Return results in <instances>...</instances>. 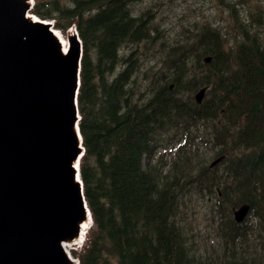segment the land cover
Here are the masks:
<instances>
[{
	"label": "trees",
	"instance_id": "trees-1",
	"mask_svg": "<svg viewBox=\"0 0 264 264\" xmlns=\"http://www.w3.org/2000/svg\"><path fill=\"white\" fill-rule=\"evenodd\" d=\"M130 1L36 0L33 8L42 18L55 19L56 27L63 30L77 25L83 41L81 132L90 142L89 150H97L107 159L97 169V192L88 193L94 226L79 254L81 264H264V46L259 44L264 42V25L249 20L251 39L241 41L238 48L223 38L220 28L209 25L186 30L172 47L171 61L189 62L192 67V59L200 64L203 57H212L216 80L199 76L190 88L210 86L207 101L216 105L206 115L220 122L213 135L215 142L211 138L205 144L215 145L218 139L221 146L209 150L210 154L229 155L209 167L201 163L202 154L194 152L198 161L193 163L191 157L183 158L182 149L168 170L164 155L159 156V135L155 133L164 120L190 116L167 84L172 80L179 87L177 83L188 69L175 67V74L168 77L155 72L159 70L156 62L153 70L147 68L150 25L138 57L128 48H119L126 34L135 36L133 16L126 9ZM227 2L234 4V0ZM252 4V15L263 20L264 1L253 0ZM119 10L123 11L121 24L115 22ZM258 29L263 32H256ZM143 31L140 26V35ZM116 66L125 72L106 80L104 71ZM141 74L152 81L154 90L138 101ZM85 116L90 120L87 130ZM234 128L236 132H232ZM246 153L251 154L235 160ZM202 188L204 195L219 192L224 196L219 200L232 206L249 202L250 213L258 219L251 230L261 239L253 244L248 222L237 223L231 214L220 227L226 231L227 243L216 250L221 254L210 257L193 249L197 246L177 220L182 203L179 190L199 193ZM259 248L263 250L260 255ZM247 249L251 251L244 252ZM78 252L72 251L74 257Z\"/></svg>",
	"mask_w": 264,
	"mask_h": 264
},
{
	"label": "water",
	"instance_id": "water-1",
	"mask_svg": "<svg viewBox=\"0 0 264 264\" xmlns=\"http://www.w3.org/2000/svg\"><path fill=\"white\" fill-rule=\"evenodd\" d=\"M30 10L31 0H0V264H10L6 254L14 250L25 261L29 247L32 255L23 264H49L52 257L76 264L63 243L81 240L92 219L75 171L82 44L70 30L65 51L52 24ZM200 92L197 99L205 88ZM58 177L68 181V190L56 186ZM249 208L236 210V219ZM23 229L36 237L22 240Z\"/></svg>",
	"mask_w": 264,
	"mask_h": 264
},
{
	"label": "rangeland",
	"instance_id": "rangeland-1",
	"mask_svg": "<svg viewBox=\"0 0 264 264\" xmlns=\"http://www.w3.org/2000/svg\"><path fill=\"white\" fill-rule=\"evenodd\" d=\"M257 1L263 2L264 0ZM252 2L253 0H234V4L231 5V3L227 2V0H131L126 5V9H129L130 12L128 14H132L133 16L132 28L135 31V36L129 37L126 34L125 41L119 46V48H128L129 51H133L134 57H138V49L141 47L144 41L145 35L147 33L146 28H148V25H150L152 32L150 46L147 53L151 58L152 65L149 67V69L152 70L154 62H156L161 74L171 77V75L174 73L175 66L171 62L170 51L172 47H174L176 43L182 38L186 30L192 31L194 27L209 25L213 28L226 30L229 34V38L236 39L237 35L235 33V29L233 28V18L230 15H235L239 12L245 25H248L249 20L254 22L255 25H258L259 22H261V25H264V19L262 20L252 15ZM105 12L107 14L111 13L108 10H105ZM122 12V10L118 11V18L115 19L117 24H121V22L124 20L122 19ZM50 21H55L56 24L55 19ZM142 22L143 24L139 25ZM140 26L145 30L143 31V35H140L139 33ZM248 28L250 29L251 27L248 26ZM60 29L61 32L59 29L58 31L63 37L66 38V40H68L69 28L65 30H63V28ZM259 31L263 32L262 29L256 30V32ZM250 39L251 35L249 32H247V41H250ZM259 44L264 46L263 41ZM142 57L145 58V55H142ZM144 63L145 61H143V64ZM191 63H193L194 68L193 71L189 73V76L194 73L196 68L202 67L203 70L206 69L204 67L206 64L203 62V59H201L200 64L196 63L194 59L191 60ZM134 68L132 71H134ZM132 71H129V77L131 76ZM124 72L125 70H119L118 66H116L114 69L105 70L103 77L106 80H109L112 77ZM100 73L98 75H100ZM189 76L185 78V83H187V80L190 78ZM97 82L98 80H95V83ZM171 83L173 82L170 81L169 84ZM185 85L186 84L179 87L178 90H189L190 88L185 87ZM99 90L100 94H102L101 87H99ZM177 94L179 95V92ZM85 118L87 119V122L84 128L87 130L90 120L87 116H85ZM200 128L203 129L201 135H212L210 132L211 125L206 124L203 118L197 119L194 126L191 127L179 126L177 128L176 125L166 123L162 132L169 130V135H162L160 142H169L172 148L168 152V155L170 154L171 157L174 158L175 152H177L175 148H178L179 151L180 145L182 144L181 141L175 144L170 143L174 135V130L187 129L189 131H195ZM236 131L237 129L234 128L232 132ZM216 141L217 142L215 145L209 147L199 144L198 142L190 143L182 148L185 150L183 156L188 157L191 155V149H198L199 152H203V154L200 156L201 163L210 165L212 161L216 159V157L211 155L209 150H217V148L221 146L219 145V140L217 139ZM89 144L90 142L87 143L86 139L84 138V143L79 147L80 153L75 164L77 179L78 173L81 174V176L83 174L82 179L84 178V180L81 189L85 205L88 209L91 208L89 196L97 192V169L100 168V165L104 166V164L106 165L107 163V159L100 156L97 150H94V152L89 150ZM191 159L193 163L198 161V158L196 157H191ZM89 190H92L91 193ZM88 193L90 194L89 196ZM223 197L224 196L219 194V192L214 195H204L203 188L199 193L195 190L190 192L183 191L182 193L183 202L179 212V222L181 223L183 230L188 235L189 240L195 243L200 253H206L207 249L211 252H214L218 250L224 243L223 238H225L226 231L221 230L220 227L222 223L226 222L233 213V206L229 208L228 205H225L227 202L226 200H219ZM232 201H234V199ZM252 222L256 224L257 220L253 219ZM252 228L253 225H251L248 230L249 235L252 238L251 240H254L257 237L256 233L251 230ZM82 249H84L83 246L81 250ZM81 250L76 253L75 258H79ZM250 251L251 249H247L244 252L249 253Z\"/></svg>",
	"mask_w": 264,
	"mask_h": 264
},
{
	"label": "bare ground",
	"instance_id": "bare-ground-1",
	"mask_svg": "<svg viewBox=\"0 0 264 264\" xmlns=\"http://www.w3.org/2000/svg\"><path fill=\"white\" fill-rule=\"evenodd\" d=\"M134 11V10H133ZM37 19V18H36ZM54 29V31H55V33L58 35V37H61V42L63 43V46H64V48L66 49L67 48V46H68V40H66V38L65 37H63L62 35H61V33L58 31V30H56L55 28H53ZM172 44H174V43H172ZM67 157V156H66ZM65 162H66V160H65ZM64 162V164H63V167L61 168V171L63 172V171H66L67 170V167H66V163ZM77 183L78 184H81L82 185V183H83V179H82V177H80V176H78V179H77ZM77 184V186L79 187V185ZM56 186H61V187H63V188H65L66 190H68V181L67 180H65V179H63V178H61V177H58V180H57V184H56ZM80 188V187H79ZM72 189H74V187L72 186ZM84 230L83 231H85L86 230V228H89L90 227V224L88 225L87 223L84 225ZM24 230V229H23ZM41 233V232H40ZM37 235V232H35L34 230H32V229H26V230H24L23 232H21V237H22V240L23 239H25V237H29V236H35L36 237V235ZM42 235V234H41ZM39 236V235H38ZM84 236V234L82 233V235H81V237H83ZM73 237V239H76V237H78L77 235H73L72 236ZM80 237V238H81ZM40 238H42V237H39V239ZM30 244V243H29ZM37 244V243H36ZM82 245V242L80 241V239H78L77 241L76 240H70V241H66V242H64L63 243V246L66 248V249H64V252L67 254V255H71L73 258H75L74 257V255H73V253H72V251L73 250H79V247ZM32 248L33 247H29V249H30V252H28L27 253V257H25V261H23V259L24 258H22L20 255H19V251H16V250H14L13 252H11V253H7L6 254V257L7 258H9L10 260H11V263H13V264H16L15 263V259H19V260H22V262L21 263H19V260L17 261L18 262V264H23L24 262H26V260H27V258L29 257V255L31 254V252H32ZM28 250V249H27ZM36 251V250H35ZM38 252V251H37ZM24 254V253H23ZM5 255V254H4ZM32 255V254H31ZM55 257H52L50 260H49V264H65L64 263V261H61V263H57L56 261H55V259H54ZM35 259V258H34ZM67 260H70L69 258H66ZM63 260V259H62ZM35 262H36V260H35ZM10 263V264H11ZM9 264V263H8ZM33 264V263H32Z\"/></svg>",
	"mask_w": 264,
	"mask_h": 264
}]
</instances>
